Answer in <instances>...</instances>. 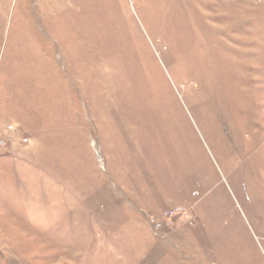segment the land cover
<instances>
[{
  "label": "rangeland",
  "instance_id": "374dc122",
  "mask_svg": "<svg viewBox=\"0 0 264 264\" xmlns=\"http://www.w3.org/2000/svg\"><path fill=\"white\" fill-rule=\"evenodd\" d=\"M0 264H264V0H0Z\"/></svg>",
  "mask_w": 264,
  "mask_h": 264
}]
</instances>
